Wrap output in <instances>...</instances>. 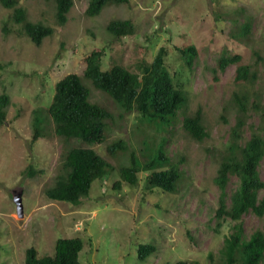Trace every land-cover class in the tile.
<instances>
[{
    "label": "rangeland",
    "instance_id": "1",
    "mask_svg": "<svg viewBox=\"0 0 264 264\" xmlns=\"http://www.w3.org/2000/svg\"><path fill=\"white\" fill-rule=\"evenodd\" d=\"M19 4L28 21L50 26L54 34L35 46L14 21L13 10L0 6V96L10 98L6 123L0 125V264H26V251L32 247L39 257L54 256L59 239L74 237L84 241L81 264H223L226 240L238 222L217 219L221 191L215 180L239 114L237 96L248 98L250 107L241 143L254 133L264 136V112L252 109L255 99L264 108V0H131L107 6L94 18L86 15L89 0H74L63 26L57 22L53 2ZM113 19L132 20L134 34L111 35L107 25ZM246 23L251 25L250 35L233 38ZM184 45L197 50L191 68L181 63L176 50ZM162 47L171 75H178L188 96L187 108L171 131L160 133L143 125L136 111L125 112L84 81L90 101L112 113L106 141L89 146L56 135L48 115L55 86L69 74L83 76L92 51L103 54V70L120 64L137 73L138 65L152 63ZM224 55H241V64L257 69V79L238 82L235 64L220 71L218 62ZM198 112L208 133L203 141L194 140L183 128V119ZM36 114L44 123L42 136L34 141ZM164 139L167 157L173 164L181 163L184 173L177 192L147 190L144 172L137 185L121 181L118 170L130 164L132 153L144 160L145 142L153 145ZM119 141L127 151L111 156L109 147ZM70 147H91L115 167L92 184L80 204L53 201L46 195ZM259 174L264 182V159ZM118 182L120 189L115 188ZM239 185V178L232 176L227 206ZM20 191L23 218L14 202V192ZM263 195L261 190L260 198ZM240 222L247 240L264 228L253 212ZM148 244L157 251L141 261L138 250Z\"/></svg>",
    "mask_w": 264,
    "mask_h": 264
},
{
    "label": "trees",
    "instance_id": "2",
    "mask_svg": "<svg viewBox=\"0 0 264 264\" xmlns=\"http://www.w3.org/2000/svg\"><path fill=\"white\" fill-rule=\"evenodd\" d=\"M20 0H0V6L13 10L14 21L22 25L25 34L31 42L40 47L46 38L54 34V28L41 23L28 21V13L19 4ZM53 2L56 8V19L60 26L67 22V15L74 6V0H44ZM131 0H89L86 15L94 18L110 5H126ZM107 31L117 37H127L134 34L135 26L130 19H113L107 25ZM251 32L250 23H246L240 34L248 37ZM181 54V63L193 66L197 56L193 45L176 46ZM102 53L92 51L86 58V68L83 76L69 74L55 86V95L48 108V115L55 125L57 136L65 139L80 141L86 145H101L107 139V126L112 119V113L105 107L90 101L91 91L84 81L109 95L110 98L125 112L136 111L141 123L150 126L160 133L171 131L178 122L179 113L187 108L188 96L182 89L178 75L172 76L166 61L167 51L162 47L150 64L138 65L137 73L130 71L120 64H113L103 70ZM242 56L224 55L218 62L220 71H225L230 65H237L236 80L255 81L257 69L241 64ZM258 99V98H257ZM10 98L0 96V125L6 123V108ZM239 114L232 129L230 145L226 156L218 170L216 184L221 194L217 219L229 218L238 222L235 232L226 240L223 264H263L264 263V228L255 232L249 240L244 236L243 225L240 222L243 215L253 212L264 222V182L260 178L259 167L264 159V136L254 133L245 144L241 143L243 129L250 107L248 98L236 97ZM253 110L264 112L260 100L253 102ZM43 119L36 114L34 119V136L36 141L42 136ZM183 128L191 138L203 141L208 137L202 123V114L183 119ZM167 141L156 142L153 145L145 142L144 160L132 153L130 164L122 166L118 172L121 181L129 185H137L139 174L146 173V189H160L167 193H175L184 173L181 163H172L167 157L165 147ZM126 152L127 145L123 141L112 144L108 152L111 156L118 152ZM115 167L108 158L101 156L91 147H70L63 156L61 173L54 186L46 191L50 200L80 204L81 200L90 193L92 184L112 173ZM232 176L240 180V185L232 195V202L227 206V185ZM121 185H115L120 189ZM84 249V241L80 237L59 239L55 245L54 256L39 257L36 248L26 251V264H81L79 257ZM157 251L155 245H141L138 253L141 261H146ZM176 264H195L194 262L179 261Z\"/></svg>",
    "mask_w": 264,
    "mask_h": 264
},
{
    "label": "water",
    "instance_id": "3",
    "mask_svg": "<svg viewBox=\"0 0 264 264\" xmlns=\"http://www.w3.org/2000/svg\"><path fill=\"white\" fill-rule=\"evenodd\" d=\"M14 202L17 207V213L20 218L24 217V205H23V194L22 191L14 192Z\"/></svg>",
    "mask_w": 264,
    "mask_h": 264
}]
</instances>
